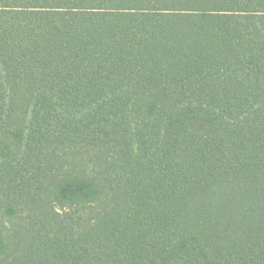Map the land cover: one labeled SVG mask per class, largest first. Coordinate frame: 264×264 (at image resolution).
<instances>
[{"label": "trees", "instance_id": "16d2710c", "mask_svg": "<svg viewBox=\"0 0 264 264\" xmlns=\"http://www.w3.org/2000/svg\"><path fill=\"white\" fill-rule=\"evenodd\" d=\"M0 264H264V0H0Z\"/></svg>", "mask_w": 264, "mask_h": 264}]
</instances>
